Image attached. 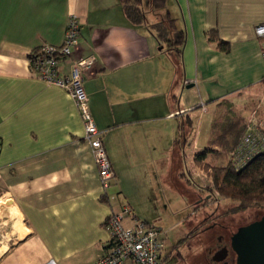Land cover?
I'll use <instances>...</instances> for the list:
<instances>
[{"label": "crops", "instance_id": "crops-1", "mask_svg": "<svg viewBox=\"0 0 264 264\" xmlns=\"http://www.w3.org/2000/svg\"><path fill=\"white\" fill-rule=\"evenodd\" d=\"M142 5L147 20L134 26L117 0H0V264H95L109 241L110 212L128 205L147 221V203L173 199L178 211L188 210L184 187L168 194L169 178L178 182L195 172L191 166L200 169L194 156L209 146L220 101L230 100L245 122L264 120V38L256 34L264 0H165L161 10L151 0ZM165 9L184 30L181 69L149 28ZM70 14L80 21L72 56L94 58L83 69V86L115 174L106 195L73 100L30 68L34 49L62 43ZM219 39L226 44L220 47ZM67 67L61 61L60 74ZM186 117L192 121L187 136L179 132ZM213 149L218 152H206L200 162L224 164L228 155ZM205 177L204 184L191 179L198 190L189 189L202 205L219 201ZM190 223L165 244L160 264L175 253V264H185L199 249L194 235L207 230L191 236Z\"/></svg>", "mask_w": 264, "mask_h": 264}, {"label": "built area", "instance_id": "built-area-1", "mask_svg": "<svg viewBox=\"0 0 264 264\" xmlns=\"http://www.w3.org/2000/svg\"><path fill=\"white\" fill-rule=\"evenodd\" d=\"M79 28V18L70 14L66 20L62 43L39 46L36 52L32 53L29 62L34 76L47 84L62 88L73 100L84 129L82 140L90 148L101 192L106 195L115 174L102 143V132L96 127L91 116L83 86V69L89 67L94 58L72 56V51L78 45ZM256 34L264 38V24L256 27ZM261 59L264 63V43ZM61 61L68 66L66 74H60ZM200 108L202 111L206 109L204 104H201ZM261 153H264V120L257 122L250 116L245 122L239 142L229 153V161L236 169H240ZM212 189L214 190V187ZM128 218H131L132 222L126 225L125 220ZM104 227L108 232L109 241L95 264H122L128 260L133 264H160L165 247L164 232L154 223L135 218L128 205L123 206L119 212H110L104 221Z\"/></svg>", "mask_w": 264, "mask_h": 264}, {"label": "trees", "instance_id": "trees-1", "mask_svg": "<svg viewBox=\"0 0 264 264\" xmlns=\"http://www.w3.org/2000/svg\"><path fill=\"white\" fill-rule=\"evenodd\" d=\"M155 9H163L165 0H151ZM125 17L130 24L138 26L146 22V11L142 5V0H117ZM175 19L170 15L168 10H164L161 19L149 25L150 30L161 44H165L170 55L176 60V66L181 69V50L184 43V30L178 28ZM217 40V38H216ZM220 47L226 43L218 40ZM39 48V47H38ZM34 49L30 54L35 53ZM226 102L228 112L220 114L212 122V130L209 140V146L203 152L194 156L196 165H201L206 152H218V150L228 155L227 161L222 165H211L206 163L204 168L212 181L214 189L224 198L231 199L238 203V209H244L252 206L264 205V153L258 154L240 169H236L229 161V153L232 151L245 129L244 117L235 113L232 103L228 100H222L218 105ZM200 107V106H199ZM184 127L179 126V132L186 136L192 129V121L186 117L183 122ZM177 144V140L175 141ZM181 148V147H180ZM191 182V181H190ZM212 200H205L206 202ZM143 221V220H142ZM147 222V221H144ZM151 223V222H150Z\"/></svg>", "mask_w": 264, "mask_h": 264}, {"label": "rangeland", "instance_id": "rangeland-1", "mask_svg": "<svg viewBox=\"0 0 264 264\" xmlns=\"http://www.w3.org/2000/svg\"><path fill=\"white\" fill-rule=\"evenodd\" d=\"M228 102L231 101L229 100ZM245 105H247V102L245 103ZM250 105L251 104H248V107L244 113L245 117L252 112V106ZM220 110L222 115L228 112V106L226 102L220 104ZM204 165H206V163H203L200 166L196 165L197 168H200L199 170L194 169L195 166H191V169L195 170V172H185L183 174L184 178H179V180H177L178 182H176V180H173L171 177L169 178V195H173V192L171 190H173L174 187H177L178 191H182L181 187H184L185 189L184 196L186 197V201L189 208L188 210L183 211L184 214L183 212L178 211L180 210L178 209L180 206L174 204V199L169 205L166 203H147V206L143 208L145 214L148 215V218L145 219L148 222L155 223L158 227L161 228L163 232L166 233V245H168L174 237H178L184 234V227H186L185 223L188 226V223H190L188 221L191 220L190 224L192 225L189 226L190 228H192L194 227V225L202 221L203 218L207 216V214L209 215L210 213V219L205 222V224L200 225L198 228H192L189 233L191 236L192 234H196L195 232L208 227V224H210L212 220L227 225V228L224 231H221L220 228L215 226L210 230L200 233V235H194L196 236L195 245L197 248L199 247V249H197L199 252L195 250L196 252H194L191 259L190 257H187V263L185 264H218L217 262L212 260V255L219 246V241L216 238L217 235L223 233L224 237H222L221 244H228L229 236L232 231H235L240 225H245L249 222H252L253 220L258 219L264 213V205L252 206L237 210L236 208L238 207V203L231 199H227L220 196L215 189H212L214 187L211 184L212 181L211 183H209L212 185H210L209 188L210 190H212L211 193H213L216 197L219 198V201H214V199H212L208 203H206V201L204 200L206 205H202L201 202H198L199 197L196 195V193L190 192L191 190L197 191L198 188H196L195 184L191 183L190 181H192L191 179H196V181L204 184V180L206 179L205 175L208 173L207 169L204 168ZM209 188L206 187L201 190L207 191ZM201 190L200 192H202ZM201 194L203 195V193ZM190 212H192V214H190ZM171 257L172 258L169 264H175V260L177 262L180 261L176 253ZM232 258H235L234 255H232Z\"/></svg>", "mask_w": 264, "mask_h": 264}, {"label": "water", "instance_id": "water-1", "mask_svg": "<svg viewBox=\"0 0 264 264\" xmlns=\"http://www.w3.org/2000/svg\"><path fill=\"white\" fill-rule=\"evenodd\" d=\"M235 264H264V213L256 220L237 227L229 236Z\"/></svg>", "mask_w": 264, "mask_h": 264}, {"label": "flooded vegetation", "instance_id": "flooded-vegetation-1", "mask_svg": "<svg viewBox=\"0 0 264 264\" xmlns=\"http://www.w3.org/2000/svg\"><path fill=\"white\" fill-rule=\"evenodd\" d=\"M210 216H211V213L209 215L207 214V216L205 217L206 221H208L210 219L209 218ZM215 226L220 228L221 231L222 230L224 231L227 228V225H224L223 223H219L215 220H212L211 223L208 224V227H206L205 230H208L209 228H213ZM222 237H224L223 233L218 234L216 237L217 240L219 241V244H218L219 246L217 247V249L213 253L212 260L217 262L218 264H232V263L235 264V258L234 259L232 258V255H234V253L231 251V249L229 247V242H228V244H225V243L221 244ZM234 257H235V255H234Z\"/></svg>", "mask_w": 264, "mask_h": 264}]
</instances>
